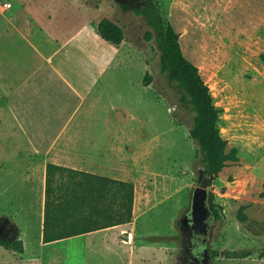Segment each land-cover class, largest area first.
<instances>
[{
    "label": "rangeland",
    "instance_id": "rangeland-1",
    "mask_svg": "<svg viewBox=\"0 0 264 264\" xmlns=\"http://www.w3.org/2000/svg\"><path fill=\"white\" fill-rule=\"evenodd\" d=\"M87 1L100 3L96 21L112 18L122 25L125 40L105 69L82 138L96 142L92 158L97 163L122 167L121 177L134 184L131 226L128 232H97L42 245L43 188L37 177L28 181L18 175L8 155L14 145H8V130L0 129V238L19 237L23 244L22 253L0 247V264H157L152 246L158 245L170 246L173 264H189L187 235L179 221L189 209L203 161L188 134L191 106L160 71L156 43L145 40L150 28L135 13L146 2L179 34L183 55L197 66L221 109L218 128L226 151L237 150L238 162H229L207 182L221 208V219L209 232L208 255L210 250L218 254L210 264H264V0ZM14 2L0 0V6ZM12 9H0V30ZM20 14L31 16L25 9ZM58 14L68 17L69 12ZM36 18L35 23L45 22L42 13ZM95 42L105 61L116 52V45L99 35ZM146 74L151 77L147 86ZM106 173L117 176L110 169ZM130 231L134 241L127 243ZM224 251L250 255L227 258Z\"/></svg>",
    "mask_w": 264,
    "mask_h": 264
},
{
    "label": "crops",
    "instance_id": "crops-1",
    "mask_svg": "<svg viewBox=\"0 0 264 264\" xmlns=\"http://www.w3.org/2000/svg\"><path fill=\"white\" fill-rule=\"evenodd\" d=\"M99 7L100 3L92 5L87 0H15L9 8L13 9L8 25L0 30V129L8 130V145H14L8 155L16 162L18 175L28 181L37 177L41 183V221L47 163L127 181L120 175L122 167H108L117 176L107 175L105 163L92 158L96 142L82 138L89 128L87 115L101 91L105 69L122 45L116 46L106 61L97 53L95 40L101 19L96 21L95 11ZM24 9L31 16L22 18ZM60 11H68V17L58 14ZM39 13L44 23H35ZM85 160L87 168L82 167ZM135 207L134 189L133 215ZM130 226L131 222L71 238L112 230L119 233ZM129 234L134 236L133 231ZM152 247L157 264H173L170 246Z\"/></svg>",
    "mask_w": 264,
    "mask_h": 264
},
{
    "label": "trees",
    "instance_id": "trees-1",
    "mask_svg": "<svg viewBox=\"0 0 264 264\" xmlns=\"http://www.w3.org/2000/svg\"><path fill=\"white\" fill-rule=\"evenodd\" d=\"M142 15L150 28L145 40H154L159 51L160 71L165 73L170 82L176 83L184 92L183 98L189 103L194 113L192 125L188 131L190 139L202 155L203 176L217 177L229 162H238L237 150L226 151L227 140L218 128L221 109L213 103L208 86L200 72L182 53L179 34L161 17L158 9L146 2L135 10ZM97 34L101 39L113 45H120L125 40L122 25L108 18L97 24ZM151 77L146 74L144 85H149ZM264 187V185H263ZM264 197V192L260 194ZM134 204V184L130 181L117 180L79 170H74L52 163L45 167L44 203L42 220V242L44 244L91 233L131 222ZM209 207L216 220L221 219V209L209 194ZM240 220H244L241 214ZM0 247L15 253L23 252L22 241L0 238ZM210 258L218 256L209 251ZM227 258H246L248 251H224Z\"/></svg>",
    "mask_w": 264,
    "mask_h": 264
},
{
    "label": "water",
    "instance_id": "water-1",
    "mask_svg": "<svg viewBox=\"0 0 264 264\" xmlns=\"http://www.w3.org/2000/svg\"><path fill=\"white\" fill-rule=\"evenodd\" d=\"M203 176V170H200L198 185L191 191V202L187 212H185L180 221L191 216L193 222L192 229H199V233L205 237L206 249L203 258V264H210V257L208 255L209 232L215 221H217L209 207V194L207 182H211L214 176H210L204 181H200Z\"/></svg>",
    "mask_w": 264,
    "mask_h": 264
},
{
    "label": "flooded vegetation",
    "instance_id": "flooded-vegetation-1",
    "mask_svg": "<svg viewBox=\"0 0 264 264\" xmlns=\"http://www.w3.org/2000/svg\"><path fill=\"white\" fill-rule=\"evenodd\" d=\"M206 179V177L201 176L200 181H204ZM191 220V216L188 215L182 221H179L181 230H185L187 235L188 246L186 248V252L189 258V264H203L206 249L205 237L199 233V229H192L193 222Z\"/></svg>",
    "mask_w": 264,
    "mask_h": 264
},
{
    "label": "built area",
    "instance_id": "built-area-1",
    "mask_svg": "<svg viewBox=\"0 0 264 264\" xmlns=\"http://www.w3.org/2000/svg\"><path fill=\"white\" fill-rule=\"evenodd\" d=\"M11 7L10 3H4L0 6L1 10H5V9H9ZM132 240L131 234H128L127 236V243H130V241Z\"/></svg>",
    "mask_w": 264,
    "mask_h": 264
}]
</instances>
